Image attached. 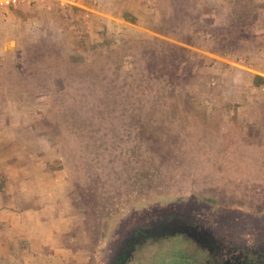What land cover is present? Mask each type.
<instances>
[{"label":"rangeland","instance_id":"obj_1","mask_svg":"<svg viewBox=\"0 0 264 264\" xmlns=\"http://www.w3.org/2000/svg\"><path fill=\"white\" fill-rule=\"evenodd\" d=\"M262 71L264 0L0 9V205L47 207L63 252L0 264H206L177 224L264 264Z\"/></svg>","mask_w":264,"mask_h":264},{"label":"crops","instance_id":"obj_2","mask_svg":"<svg viewBox=\"0 0 264 264\" xmlns=\"http://www.w3.org/2000/svg\"><path fill=\"white\" fill-rule=\"evenodd\" d=\"M258 74V76H261L263 78L264 82V72L262 71ZM20 182L21 181L16 180L14 184H10V186H13L14 190H16L18 185H20ZM19 189L21 191L20 194L24 192V188L22 186H20ZM1 190L3 191L4 189L0 188V191ZM46 209L47 207L41 208L36 211L34 208V210L27 212L23 208L17 207L15 205H0V226H2L3 228H10V230L14 232L12 234V237L7 238V240H4L5 237H2L0 235V243H7L8 241H10L9 243L13 242L14 244H16L17 242L21 241L23 237H25L30 239L31 250H35L36 244L38 243L41 244L42 247H45L47 257L49 255H52L53 258H56L59 254L63 255V252H61V249L59 248L60 246H58L59 239H56V234L58 233L57 236H59L60 232L54 225L51 226L53 228H49V224L52 222V220L49 219V214L48 212H46ZM51 224H53V222ZM31 228L36 232L31 230ZM63 233L64 230H62L61 232L62 237ZM8 248L9 247L7 246V244L0 247V259L2 257L8 258Z\"/></svg>","mask_w":264,"mask_h":264},{"label":"flooded vegetation","instance_id":"obj_3","mask_svg":"<svg viewBox=\"0 0 264 264\" xmlns=\"http://www.w3.org/2000/svg\"><path fill=\"white\" fill-rule=\"evenodd\" d=\"M177 225H178L177 230H181V233H186V235L190 239H192L193 242L197 244L198 247H200L201 249L205 251V254L207 255L206 264H220L218 263V260H220V258L222 259V255L219 254L218 250H215L214 247H212L209 242L203 241L202 239L198 238L196 234L188 232L187 229L182 228L180 224H177ZM160 230H161L160 236H162V228H160ZM164 230L167 232L163 234H170V232L172 231V230L167 229V227H165ZM261 246L260 248L264 249V245H261ZM227 264H241V263L239 262L235 263L234 261L227 260Z\"/></svg>","mask_w":264,"mask_h":264},{"label":"trees","instance_id":"obj_4","mask_svg":"<svg viewBox=\"0 0 264 264\" xmlns=\"http://www.w3.org/2000/svg\"><path fill=\"white\" fill-rule=\"evenodd\" d=\"M75 9V10H74ZM73 10L74 11H78V9H76V8H73ZM133 21L134 20H131V22L133 23ZM130 22V23H131ZM181 51H184V50H181ZM198 57H202V56H198ZM204 60L206 59V58H203ZM127 65H128V63H126ZM131 66V65H130ZM129 66V67H130ZM141 83L143 84V83H145L143 80H141ZM253 84H254V86H260L261 84H263V78L261 77V76H254V78H253ZM174 109L176 110L177 109V107H176V103H174ZM1 186L2 185H0V188H1Z\"/></svg>","mask_w":264,"mask_h":264},{"label":"built area","instance_id":"obj_5","mask_svg":"<svg viewBox=\"0 0 264 264\" xmlns=\"http://www.w3.org/2000/svg\"><path fill=\"white\" fill-rule=\"evenodd\" d=\"M19 4V0H0V9H8Z\"/></svg>","mask_w":264,"mask_h":264}]
</instances>
